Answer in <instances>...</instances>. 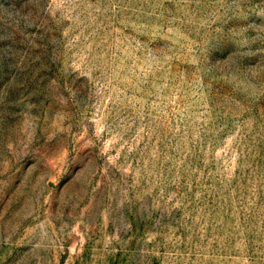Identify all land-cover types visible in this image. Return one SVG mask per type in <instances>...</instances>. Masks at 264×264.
I'll return each instance as SVG.
<instances>
[{"label": "rangeland", "instance_id": "rangeland-1", "mask_svg": "<svg viewBox=\"0 0 264 264\" xmlns=\"http://www.w3.org/2000/svg\"><path fill=\"white\" fill-rule=\"evenodd\" d=\"M0 264H264V0H0Z\"/></svg>", "mask_w": 264, "mask_h": 264}]
</instances>
